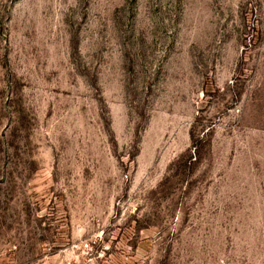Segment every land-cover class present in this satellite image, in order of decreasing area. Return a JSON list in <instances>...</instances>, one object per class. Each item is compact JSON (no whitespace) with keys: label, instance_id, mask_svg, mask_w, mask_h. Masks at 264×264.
<instances>
[{"label":"rangeland","instance_id":"rangeland-1","mask_svg":"<svg viewBox=\"0 0 264 264\" xmlns=\"http://www.w3.org/2000/svg\"><path fill=\"white\" fill-rule=\"evenodd\" d=\"M0 264H264V0H0Z\"/></svg>","mask_w":264,"mask_h":264}]
</instances>
